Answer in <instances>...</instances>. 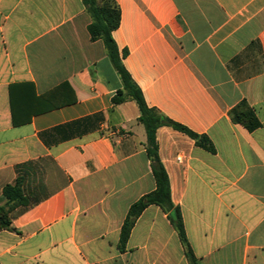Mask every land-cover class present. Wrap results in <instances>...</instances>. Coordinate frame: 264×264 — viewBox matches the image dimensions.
I'll list each match as a JSON object with an SVG mask.
<instances>
[{"label":"crops","instance_id":"crops-1","mask_svg":"<svg viewBox=\"0 0 264 264\" xmlns=\"http://www.w3.org/2000/svg\"><path fill=\"white\" fill-rule=\"evenodd\" d=\"M113 1L111 35L146 105L214 148L155 132L198 264H264V0ZM90 23L84 0H0V206L16 180L25 198L0 231V264H189L155 205L118 248L155 184L138 108L112 105L121 81ZM243 100L252 132L228 116Z\"/></svg>","mask_w":264,"mask_h":264},{"label":"trees","instance_id":"trees-1","mask_svg":"<svg viewBox=\"0 0 264 264\" xmlns=\"http://www.w3.org/2000/svg\"><path fill=\"white\" fill-rule=\"evenodd\" d=\"M84 6L91 16V23L87 27L90 40L102 41L107 57L121 81L122 88L118 90L112 97V105H119L125 100L129 99L133 101L138 108L139 115L137 122L141 124L145 130L146 141L144 143V149L150 162L151 173L155 184L153 191L140 197L137 201L129 206L120 228L118 248L120 251L125 249V245L133 224L141 212L147 206L155 205L166 214L168 221L176 230L188 263L198 264L197 259L194 257L192 250L186 240L179 208L174 206L171 202L169 181L165 169L158 156L155 132L160 126H169L172 129L185 134L194 140L197 146L208 152L213 153L214 148L207 137L199 136L189 129L164 118L156 109L150 108L146 105L141 91L135 85L131 76L123 66L122 59L126 55V50L119 51L111 35L119 24L120 16L119 9L115 2L113 0H84ZM12 88L13 86L9 87L12 122L13 124L17 125L20 123V121H17L14 114ZM44 98L45 96H42L39 100ZM51 106L54 107V105ZM48 108L49 107L44 106L37 111ZM228 116L232 123L241 125L248 132H252L260 126V123L253 110L244 100L232 107L228 111ZM2 198L5 199L6 202L4 205L0 206V231H13L14 229L11 226L10 213L15 207L25 204V198L20 186V181L16 180L12 185H5L2 189Z\"/></svg>","mask_w":264,"mask_h":264},{"label":"built area","instance_id":"built-area-1","mask_svg":"<svg viewBox=\"0 0 264 264\" xmlns=\"http://www.w3.org/2000/svg\"><path fill=\"white\" fill-rule=\"evenodd\" d=\"M178 161H180V158H177Z\"/></svg>","mask_w":264,"mask_h":264}]
</instances>
